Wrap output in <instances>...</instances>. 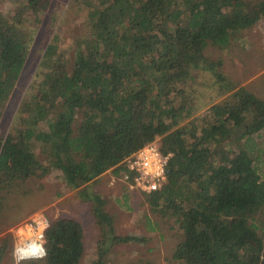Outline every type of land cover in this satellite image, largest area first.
I'll list each match as a JSON object with an SVG mask.
<instances>
[{
	"label": "trees",
	"instance_id": "obj_1",
	"mask_svg": "<svg viewBox=\"0 0 264 264\" xmlns=\"http://www.w3.org/2000/svg\"><path fill=\"white\" fill-rule=\"evenodd\" d=\"M11 1V13L0 11V119L52 2ZM82 3L86 32L74 38L71 55L52 34L14 124L0 137V213L7 192L56 170L90 201L96 223L105 227L107 245L90 263L104 264L110 245L138 238L115 233L105 199L89 185L108 170L119 175L123 159L158 136L162 152L170 153L166 182L144 195L182 232L172 259L264 264L258 166L264 151L249 143L253 134H264V98L244 86H224V95L194 116L181 96L192 68L210 71L215 82L225 80L221 60H209L204 49L209 42L221 49L237 43V35L264 16V0ZM50 17L52 29L57 15ZM83 238L76 218L53 217L44 235L47 256L19 264H81ZM10 240L8 234L1 239L0 264Z\"/></svg>",
	"mask_w": 264,
	"mask_h": 264
},
{
	"label": "rangeland",
	"instance_id": "obj_2",
	"mask_svg": "<svg viewBox=\"0 0 264 264\" xmlns=\"http://www.w3.org/2000/svg\"><path fill=\"white\" fill-rule=\"evenodd\" d=\"M82 4V0H52L51 7L44 14L38 27L37 36L19 81L2 109L0 137H3L14 124L18 106L34 80L40 50L50 41L52 34L54 32L58 34L60 46L69 49L67 55H71L74 38L86 32V8ZM13 7L14 3L11 0H0L2 13L6 15L11 13ZM51 14L57 15L52 29ZM237 36V43L230 44L227 48L221 49L209 42L204 49L209 60H221L220 71L225 76L223 82H215V77L208 70L191 69L192 79L190 86L186 88L188 95L183 91L181 96L187 97L189 103L193 105L194 116L207 111L212 103L217 102L224 95L221 93L224 86H244L264 98V16ZM252 142L264 151L261 145L264 142L262 132L253 134L249 143ZM36 152L40 157L43 156L39 148ZM253 154L257 155L256 152ZM263 159L264 154L261 153L258 166L262 178ZM108 171L105 176L93 181L89 185V190L97 192L105 199L104 207L113 218L115 233L131 235L138 239L110 245L105 252L104 264H140L142 261H152L154 264H179L177 260L172 259L174 247L182 236L178 224L167 215L152 210L144 195L146 192L128 188L118 174ZM3 201L0 213V242L2 237L8 234L11 245L3 256L2 264H17L13 252L14 243L19 237V232L26 233V224L39 218V214L48 223L51 218L58 216L73 217L81 223L84 229L81 264H90L97 258L98 249L107 245L104 243L106 238L103 235L105 227L96 223L91 213L90 201L86 200L79 189L67 186L56 170L42 178L27 180L18 192L16 190L7 192ZM43 218L39 219L45 222Z\"/></svg>",
	"mask_w": 264,
	"mask_h": 264
},
{
	"label": "built area",
	"instance_id": "obj_3",
	"mask_svg": "<svg viewBox=\"0 0 264 264\" xmlns=\"http://www.w3.org/2000/svg\"><path fill=\"white\" fill-rule=\"evenodd\" d=\"M169 157L170 153H164L160 149L159 137L156 136L123 159V169L118 176L132 190L146 193L160 190L166 182ZM40 217L43 218L41 214H39ZM39 218L26 224V233L19 232L13 252H16L17 249L29 251L33 242H39L40 229L44 227L45 223L47 227L49 225L47 220L43 218L45 222H42ZM19 230L21 231V228ZM17 259L18 254L15 260L17 261Z\"/></svg>",
	"mask_w": 264,
	"mask_h": 264
},
{
	"label": "clouds",
	"instance_id": "obj_4",
	"mask_svg": "<svg viewBox=\"0 0 264 264\" xmlns=\"http://www.w3.org/2000/svg\"><path fill=\"white\" fill-rule=\"evenodd\" d=\"M47 227V224L45 223L44 227L40 229V235L38 237L39 242H33L30 245L29 251H24L21 249H17L16 252H14V258L17 257V264H19L20 260L24 259H44L47 256V250L44 248V239H43V231Z\"/></svg>",
	"mask_w": 264,
	"mask_h": 264
},
{
	"label": "crops",
	"instance_id": "obj_5",
	"mask_svg": "<svg viewBox=\"0 0 264 264\" xmlns=\"http://www.w3.org/2000/svg\"><path fill=\"white\" fill-rule=\"evenodd\" d=\"M107 172H109V171H107ZM107 172L101 174L98 178H102V176H105L107 174Z\"/></svg>",
	"mask_w": 264,
	"mask_h": 264
}]
</instances>
